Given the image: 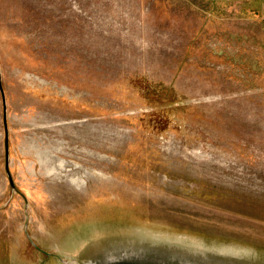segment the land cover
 Returning <instances> with one entry per match:
<instances>
[{
	"label": "rangeland",
	"instance_id": "1",
	"mask_svg": "<svg viewBox=\"0 0 264 264\" xmlns=\"http://www.w3.org/2000/svg\"><path fill=\"white\" fill-rule=\"evenodd\" d=\"M141 245L264 264V0H0V264Z\"/></svg>",
	"mask_w": 264,
	"mask_h": 264
},
{
	"label": "water",
	"instance_id": "2",
	"mask_svg": "<svg viewBox=\"0 0 264 264\" xmlns=\"http://www.w3.org/2000/svg\"><path fill=\"white\" fill-rule=\"evenodd\" d=\"M2 97L4 98V105L6 110V97L4 89L2 88ZM6 126V140L7 145L9 143V127ZM8 174L10 181L12 180V174L9 168V158L7 159ZM202 254H192L188 250L184 252L180 250H167L155 246H140L129 247L128 249H122L113 251L112 253H106L97 259L85 261L84 264H235L224 259L214 258L213 260L207 259Z\"/></svg>",
	"mask_w": 264,
	"mask_h": 264
}]
</instances>
